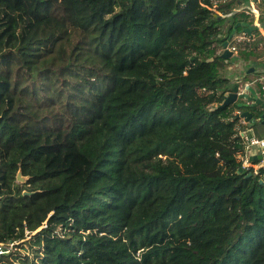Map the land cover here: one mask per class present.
Masks as SVG:
<instances>
[{
	"label": "trees",
	"instance_id": "1",
	"mask_svg": "<svg viewBox=\"0 0 264 264\" xmlns=\"http://www.w3.org/2000/svg\"><path fill=\"white\" fill-rule=\"evenodd\" d=\"M214 1L0 0V264H264L262 110L221 106L253 23Z\"/></svg>",
	"mask_w": 264,
	"mask_h": 264
},
{
	"label": "water",
	"instance_id": "2",
	"mask_svg": "<svg viewBox=\"0 0 264 264\" xmlns=\"http://www.w3.org/2000/svg\"><path fill=\"white\" fill-rule=\"evenodd\" d=\"M237 27H243L244 32L250 34L253 30V26L249 25L247 22L236 23L234 26V30ZM234 31L232 32L233 35ZM228 42H225L223 45V53L222 57L224 59H228L232 56V52L227 49ZM254 68H250L247 73H251ZM264 95L260 96L255 89L249 86V84H245L244 90L241 91L238 84H234L231 92H229L221 104L222 107L230 106L235 104L237 108H260L262 110V114L260 115V119H264ZM238 116L244 119V122L251 123L252 122V114L248 111L239 112ZM251 161H264V153L257 154L250 158ZM242 171V168L239 169ZM251 173H248L247 176H250ZM26 181V178L21 175V172L18 171L16 175V182L23 184ZM24 195H31V192H23Z\"/></svg>",
	"mask_w": 264,
	"mask_h": 264
},
{
	"label": "rangeland",
	"instance_id": "3",
	"mask_svg": "<svg viewBox=\"0 0 264 264\" xmlns=\"http://www.w3.org/2000/svg\"><path fill=\"white\" fill-rule=\"evenodd\" d=\"M253 2V4H252V6H251V3H249L248 4V6H250L251 7V9H250V14H252V15H254L255 13H257L258 12V16L257 17H254V16H248V19L249 20H251L252 21V23H253V26H255L256 27V25L258 26V34H255V40H258V38H260V36H262L263 38H264V34H263V32H264V27H262V23H260V18H263V23H264V15L262 16V14H261V11L263 10V3H257L256 1H252ZM242 6V5H241ZM238 7H240V6H237L236 8H238ZM244 8H241L240 7V9L239 10H243ZM213 10V12L215 13V14H220L218 11H216V9H215V7L212 9ZM254 23H257L256 25L254 24ZM235 35H237V36H239L240 38H241V40H243V41H241V42H239L240 44L242 43V42H244V41H247V39H246V37H248V36H244L242 33H240V32H238V33H235ZM249 38V37H248ZM249 40H250V38H249ZM248 40V41H249ZM254 40V39H253ZM244 45H242V47H243ZM256 52L258 53V54H260V56H258L257 58H256V62H258V64L257 65H254V67L253 66H251V64H253L252 63V61H253V59H251L250 60V62L248 63V67L246 68V73H247V71L250 69V68H254V70L251 72V73H248V74H250L249 75V77L248 78H252V79H254L253 81V84H254V88H256V90H257V86H256V83H259V84H261V86H264V49H263V47H262V44L261 43H258V47H257V50H256ZM230 62H231V64L226 68V71H227V74H228V72H229V70H231V68L233 69V71H237V70H239V65L238 64H241V59L237 56V55H233V56H231L230 57ZM228 68H230V69H228ZM253 72H255L254 74H252ZM240 85L242 86V87H244L243 86V81H241L240 82ZM260 132H261V135L262 136H264V126H262V127H260ZM258 168V165H254V168ZM18 184H21V183H19V182H17ZM13 251H15V248H14V250Z\"/></svg>",
	"mask_w": 264,
	"mask_h": 264
},
{
	"label": "built area",
	"instance_id": "4",
	"mask_svg": "<svg viewBox=\"0 0 264 264\" xmlns=\"http://www.w3.org/2000/svg\"><path fill=\"white\" fill-rule=\"evenodd\" d=\"M247 38L248 37H246V39ZM241 41L243 40H241V38L237 35L232 36L231 39L228 41L227 49L232 52V55L234 54L237 55L236 45ZM236 82H238V85H239V79L236 80ZM241 87L242 86L239 85L240 90L243 91L244 87L242 88ZM261 88H262V91L264 92V86H262ZM241 138L243 140V144L245 147L244 152L241 156L242 166L244 168H253L254 170H256L257 167L254 168V164L252 163L250 158L254 155L264 153V138H256L254 136H249L245 132L241 133ZM13 250H14L13 242L0 243V256L9 254Z\"/></svg>",
	"mask_w": 264,
	"mask_h": 264
},
{
	"label": "crops",
	"instance_id": "5",
	"mask_svg": "<svg viewBox=\"0 0 264 264\" xmlns=\"http://www.w3.org/2000/svg\"><path fill=\"white\" fill-rule=\"evenodd\" d=\"M253 0H245L243 3H241V4H239L238 6H240L241 8H244L243 10H239L240 9V7H238V8H236V9H234V12H237V11H243L246 15H248V16H254V17H257L259 14H258V12L257 13H255L254 15H252V14H250V9H251V7L250 6H248V4L249 3H251V6H252V4H253V2H252ZM218 1L217 0H215L214 1V3H217ZM257 3H264V0H258V1H256ZM242 5V6H241ZM261 14H262V16L264 15V8H263V10L261 11ZM255 25L257 24V23H254ZM256 27H258L257 25H256ZM262 27H264V23L262 22ZM263 34H264V32H263ZM250 61H248V62H246V61H242L241 60V64H238L239 66V70H237V71H233V69L231 68V70H229V72H228V76L231 78V79H233V81H234V79L235 80H238L239 79V85H240V82L241 81H243V86L245 85V84H249V86L250 87H252L253 89H255L256 90V88H254V84H253V80L254 79H250V78H248L247 77V79L244 81V75L246 74V68L248 67V63H249ZM228 69H230V68H228ZM241 86V85H240ZM242 88V87H241ZM263 95H264V93H263ZM263 122V121H262ZM264 123V122H263ZM251 131V130H250ZM254 137H256V136H254ZM257 138V137H256ZM261 138H264V136H262ZM264 164V161H261L260 163H259V165L258 166H261V165H263Z\"/></svg>",
	"mask_w": 264,
	"mask_h": 264
},
{
	"label": "flooded vegetation",
	"instance_id": "6",
	"mask_svg": "<svg viewBox=\"0 0 264 264\" xmlns=\"http://www.w3.org/2000/svg\"><path fill=\"white\" fill-rule=\"evenodd\" d=\"M252 26H253V25H252ZM242 34H243V35H246L247 33H246V32H242ZM234 35H235V32H234V34H233L232 36H234ZM232 36H231V37H232ZM248 36H249V35H248ZM230 39H231V38H230ZM247 40H249V38H247ZM262 92H263V91H262ZM263 93H264V92H263Z\"/></svg>",
	"mask_w": 264,
	"mask_h": 264
}]
</instances>
